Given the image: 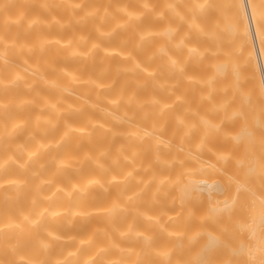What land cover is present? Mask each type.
I'll return each mask as SVG.
<instances>
[{
  "label": "clouds",
  "instance_id": "9594fccd",
  "mask_svg": "<svg viewBox=\"0 0 264 264\" xmlns=\"http://www.w3.org/2000/svg\"><path fill=\"white\" fill-rule=\"evenodd\" d=\"M34 2L45 12L63 5L68 16L11 17L15 0H0V264H150L149 253L169 264L173 249L153 243L182 235L168 225L186 201L170 196L175 181L166 170L207 147L223 122L209 114L229 104L213 100L215 73L187 71L215 55L188 43L193 34L213 38L197 21L210 0ZM146 16L155 26L140 27ZM73 22L89 31L44 34L54 25L62 34ZM11 25L34 29V38L10 34ZM60 50L72 68L56 63ZM83 141L94 151L79 152ZM229 156L216 154L220 162ZM256 175L264 178V164ZM254 264H264V238Z\"/></svg>",
  "mask_w": 264,
  "mask_h": 264
},
{
  "label": "bare ground",
  "instance_id": "6f19581e",
  "mask_svg": "<svg viewBox=\"0 0 264 264\" xmlns=\"http://www.w3.org/2000/svg\"><path fill=\"white\" fill-rule=\"evenodd\" d=\"M89 6L91 2L85 4ZM129 7L138 8V5L131 3ZM21 11L27 17L54 15L63 20L68 16L63 5L54 4L45 12L34 0H15L6 15L16 17ZM197 21L206 32L213 33V38L193 34L188 43L209 48L215 55L207 56L199 64L190 63L187 71L200 76L215 73L217 91L213 100L217 103L228 100L229 104L223 112L209 114L213 122H223L219 132L206 139L207 147L194 152L195 159L166 170L175 181L170 196L180 193L186 201L180 220L168 225L170 230L182 235L160 236L153 247L173 249L169 264L177 260L181 264H254L264 238V178L256 175L264 164V145L256 142V138H264V0H210ZM153 26L150 16L140 25L141 28ZM10 29V34L19 33V39L31 40L35 36L34 29L25 34L23 25L20 28L11 25ZM73 30L87 32L89 26L73 22L61 34L54 25L44 34L66 38ZM91 38L96 39L94 32ZM52 55L57 64L74 66L72 61L60 58L65 55L63 50ZM10 59L19 63L15 54H11ZM132 87L134 85H129ZM137 94L147 95V90L140 89ZM21 95L26 93L20 92L17 97ZM207 106L205 101L200 110ZM171 130L170 123L162 135L167 138ZM198 138L199 133H194L193 140ZM94 142L100 143L95 138ZM172 142L178 145V137ZM85 150L94 151V148L83 141L78 151ZM217 153H230L229 159L220 162ZM162 155L170 157L171 153L162 151ZM150 156L148 153L146 158ZM179 207L174 204L173 210ZM188 209H191L190 215ZM144 259L157 264V258L150 253Z\"/></svg>",
  "mask_w": 264,
  "mask_h": 264
}]
</instances>
